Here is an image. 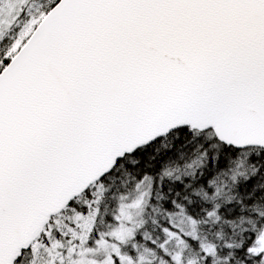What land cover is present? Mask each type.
<instances>
[{
    "label": "snow or ice",
    "instance_id": "1",
    "mask_svg": "<svg viewBox=\"0 0 264 264\" xmlns=\"http://www.w3.org/2000/svg\"><path fill=\"white\" fill-rule=\"evenodd\" d=\"M0 264H264V0H0Z\"/></svg>",
    "mask_w": 264,
    "mask_h": 264
}]
</instances>
